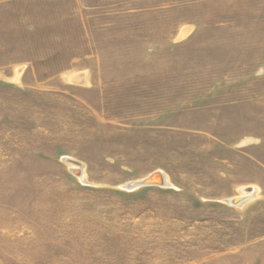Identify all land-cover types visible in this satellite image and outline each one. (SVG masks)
I'll return each instance as SVG.
<instances>
[{"label":"rangeland","instance_id":"1","mask_svg":"<svg viewBox=\"0 0 264 264\" xmlns=\"http://www.w3.org/2000/svg\"><path fill=\"white\" fill-rule=\"evenodd\" d=\"M0 264H264V0H0Z\"/></svg>","mask_w":264,"mask_h":264},{"label":"bare ground","instance_id":"2","mask_svg":"<svg viewBox=\"0 0 264 264\" xmlns=\"http://www.w3.org/2000/svg\"><path fill=\"white\" fill-rule=\"evenodd\" d=\"M65 161L71 166V169L73 170V172H75V174L77 176H80L84 181L87 182L84 165H82L80 161L73 159L72 157L71 158L66 157ZM147 179H151L152 181H155V182H160V183H162L161 185H170L171 186V182L169 180V177L167 176V174H165L161 170L159 172L151 173L144 180L130 182L125 186L127 188H134V187H137L138 185H140V182H143ZM245 192H247V191H244V193H243L244 195L232 198L230 200V202L235 204V205H243L246 201H248L247 199H249V197H251L257 193V190L256 189L252 190V191H250L249 194H246Z\"/></svg>","mask_w":264,"mask_h":264},{"label":"water","instance_id":"3","mask_svg":"<svg viewBox=\"0 0 264 264\" xmlns=\"http://www.w3.org/2000/svg\"><path fill=\"white\" fill-rule=\"evenodd\" d=\"M150 184H155V185H159L160 184L161 185L162 183L152 181L151 179H147V180H145L143 182H140V185H138V186L140 187V186H143V185H150Z\"/></svg>","mask_w":264,"mask_h":264},{"label":"crops","instance_id":"4","mask_svg":"<svg viewBox=\"0 0 264 264\" xmlns=\"http://www.w3.org/2000/svg\"><path fill=\"white\" fill-rule=\"evenodd\" d=\"M80 81V80H79ZM247 187H251V186H247Z\"/></svg>","mask_w":264,"mask_h":264}]
</instances>
